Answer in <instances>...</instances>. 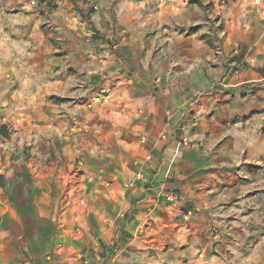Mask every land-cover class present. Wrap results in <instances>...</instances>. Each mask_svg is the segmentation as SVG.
<instances>
[{
	"label": "clouds",
	"instance_id": "clouds-1",
	"mask_svg": "<svg viewBox=\"0 0 264 264\" xmlns=\"http://www.w3.org/2000/svg\"><path fill=\"white\" fill-rule=\"evenodd\" d=\"M0 264H264V0H0Z\"/></svg>",
	"mask_w": 264,
	"mask_h": 264
}]
</instances>
